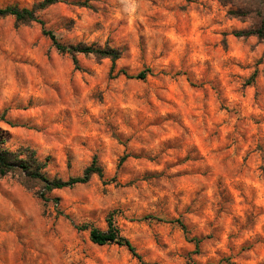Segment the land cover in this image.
<instances>
[{
	"label": "rangeland",
	"instance_id": "obj_1",
	"mask_svg": "<svg viewBox=\"0 0 264 264\" xmlns=\"http://www.w3.org/2000/svg\"><path fill=\"white\" fill-rule=\"evenodd\" d=\"M37 15L60 44L121 57L74 65L39 24L0 18L3 147L33 150L49 178L94 157L103 173L48 202L0 179V264H140L76 229L109 216L143 264H264V37L234 36L264 32V0H61Z\"/></svg>",
	"mask_w": 264,
	"mask_h": 264
},
{
	"label": "trees",
	"instance_id": "obj_2",
	"mask_svg": "<svg viewBox=\"0 0 264 264\" xmlns=\"http://www.w3.org/2000/svg\"><path fill=\"white\" fill-rule=\"evenodd\" d=\"M59 2H61V0H41L40 2L34 4L31 9L18 8L17 6L0 7V18L10 16L20 24L33 22L37 23L41 27L42 34L52 42L56 51L61 54H69L74 65L77 63V55L92 56L96 60L109 59L112 62L111 70L113 71L114 63L121 57V52L119 50L107 46L104 48H97L81 44L75 46H65L60 44L55 34L45 27L44 22L39 18L37 13ZM261 25L264 26V19L262 20ZM234 36L238 38H248L251 36L263 38L264 32L263 28L250 29L235 32ZM262 72L264 75V68ZM148 73L149 70H145L138 73L133 78L136 80H144ZM119 75L127 76L124 70H119L115 74V77ZM253 77L254 75H252L251 80ZM3 144V138L0 136V179L17 174L22 185L27 189H36V195L44 202L49 201V194L54 190L72 188L76 185L86 184L94 175L100 178L103 176L102 169L97 164V160L94 157L90 165L84 169L80 176L72 177L65 181L55 177L49 178L44 172L46 163L41 162L36 157L33 150L25 148L18 152H11L4 148ZM176 223H178V225L185 232L183 224L179 220H176ZM76 229H89L90 241L98 246L117 245L124 247L133 257L139 260L140 264H143L140 257L135 252L134 247L120 234L119 229L114 225L112 216H109L107 219V229L105 231H101L92 226H84L81 228L76 227Z\"/></svg>",
	"mask_w": 264,
	"mask_h": 264
}]
</instances>
